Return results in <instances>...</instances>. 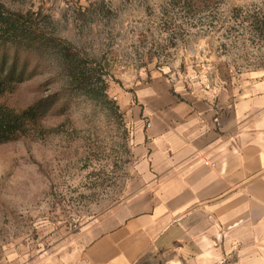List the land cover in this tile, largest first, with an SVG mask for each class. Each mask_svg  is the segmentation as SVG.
<instances>
[{"label": "rangeland", "instance_id": "1", "mask_svg": "<svg viewBox=\"0 0 264 264\" xmlns=\"http://www.w3.org/2000/svg\"><path fill=\"white\" fill-rule=\"evenodd\" d=\"M0 2L34 13L71 45L95 69L98 90L69 85L47 55L2 99L18 111L57 101L27 134L0 143V264H52L72 235L125 196L133 155L118 87L158 73L209 79L218 65L264 66V0Z\"/></svg>", "mask_w": 264, "mask_h": 264}, {"label": "crops", "instance_id": "2", "mask_svg": "<svg viewBox=\"0 0 264 264\" xmlns=\"http://www.w3.org/2000/svg\"><path fill=\"white\" fill-rule=\"evenodd\" d=\"M192 77L117 88L126 194L52 264H264V66Z\"/></svg>", "mask_w": 264, "mask_h": 264}, {"label": "trees", "instance_id": "3", "mask_svg": "<svg viewBox=\"0 0 264 264\" xmlns=\"http://www.w3.org/2000/svg\"><path fill=\"white\" fill-rule=\"evenodd\" d=\"M51 32L40 24L34 13L14 11L0 2V143L27 134L57 101L51 100L53 96L45 97L20 111L2 102L4 96L34 74L38 65L34 62L38 63L43 57L50 55L58 62L72 87L86 93L98 92L92 88L95 69L88 66L71 45Z\"/></svg>", "mask_w": 264, "mask_h": 264}, {"label": "built area", "instance_id": "4", "mask_svg": "<svg viewBox=\"0 0 264 264\" xmlns=\"http://www.w3.org/2000/svg\"><path fill=\"white\" fill-rule=\"evenodd\" d=\"M207 164H208V162H207ZM213 165V164H212Z\"/></svg>", "mask_w": 264, "mask_h": 264}]
</instances>
